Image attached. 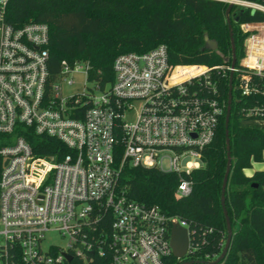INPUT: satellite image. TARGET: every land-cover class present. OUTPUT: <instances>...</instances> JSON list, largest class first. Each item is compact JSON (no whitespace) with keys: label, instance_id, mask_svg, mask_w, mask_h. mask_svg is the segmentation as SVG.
<instances>
[{"label":"built area","instance_id":"2783aa9c","mask_svg":"<svg viewBox=\"0 0 264 264\" xmlns=\"http://www.w3.org/2000/svg\"><path fill=\"white\" fill-rule=\"evenodd\" d=\"M221 1L264 14V0ZM7 4L0 0V264H167L175 224L189 230L186 257L198 250L186 220L128 198L119 175L126 164L153 167L180 176L177 196L192 192L185 175L202 165L227 110L221 77L233 72L243 96L264 97V19L239 23L244 48L236 66L174 65L161 43L117 56L114 80L101 87L89 80L88 62L66 60L50 83L49 25L14 27ZM179 66L204 69L176 81ZM80 70L90 85L65 95L63 84L75 83ZM245 112L264 116V105ZM30 129L67 152L37 154L25 137ZM51 232L66 244L48 243Z\"/></svg>","mask_w":264,"mask_h":264},{"label":"trees","instance_id":"16d2710c","mask_svg":"<svg viewBox=\"0 0 264 264\" xmlns=\"http://www.w3.org/2000/svg\"><path fill=\"white\" fill-rule=\"evenodd\" d=\"M260 1V0H251ZM221 0H8L5 20L14 27L45 22L50 29L49 81L60 73L62 61L70 66L88 62L89 80L104 87L114 80V60L128 52H146L164 43L174 65L225 64L222 55L232 54L226 9ZM240 8L234 5L231 15ZM264 14L248 9L233 23L236 54L243 53L244 35L239 23L263 20ZM218 43V51L206 47L205 35ZM204 67L179 66L174 79H182ZM222 97L228 100L229 78L221 77ZM264 105L260 94L243 96L233 87L229 121L232 166L225 203L233 227V237L225 258L218 264H264V169L247 175L244 169L264 161V116H249L246 109ZM227 111V110H226ZM226 113L221 117L213 141L204 148L202 165L186 178L193 189L177 196L180 176L157 168L124 165L117 188L128 198L158 206L168 215L186 220L192 243L199 249L178 259L173 254L167 264L184 260H215L227 239L226 219L221 205L222 184L227 167ZM25 137L39 155L67 152L65 145L48 135L28 130ZM123 147L115 149L122 159ZM206 261V260H205ZM202 264V263H201Z\"/></svg>","mask_w":264,"mask_h":264},{"label":"water","instance_id":"95a60500","mask_svg":"<svg viewBox=\"0 0 264 264\" xmlns=\"http://www.w3.org/2000/svg\"><path fill=\"white\" fill-rule=\"evenodd\" d=\"M233 7H234V3L229 2V5L226 9V20H227L229 32H230L232 55H231V59L230 57L224 56V55H222V57L225 63L231 62L232 66H236L238 58L236 54V43H235V38H234V30H233L232 21L238 23L240 21L241 13L247 10V8H240L239 12L241 13L238 14L237 12H234L231 15V11ZM255 12L256 10L251 11L252 14H254ZM205 43H206L207 48L214 50V51H218V43L215 40L210 39L208 34L205 35ZM232 103H233V72L231 73L230 78H229V91H228L227 111H226V120H225L228 160H227L225 176L223 179L222 194H221V205L223 208V212H224L225 219H226V226H227V239H226L224 248L221 254L215 260H212V261L184 260L178 264H201V263L202 264H218L225 258L229 250L231 240L233 237V227H232L231 219H230V216H229V213L226 207V203H225V194H226V188H227V183H228V177H229L231 166H232L231 142H230L229 129H228ZM189 245H190V235H189L188 228L183 227L179 224H175L172 228V233H171V247H172L173 255L180 260L184 259L187 256ZM70 259L71 257H69V260Z\"/></svg>","mask_w":264,"mask_h":264},{"label":"rangeland","instance_id":"374dc122","mask_svg":"<svg viewBox=\"0 0 264 264\" xmlns=\"http://www.w3.org/2000/svg\"><path fill=\"white\" fill-rule=\"evenodd\" d=\"M86 76L82 70L74 73V82L72 85H68L66 83L63 84V89L65 95H70L73 93L82 92L86 85H90V83H86ZM246 169H244L245 172ZM246 173V172H245ZM48 243H59L61 245L66 244V240H63L62 237L57 232H51L47 235Z\"/></svg>","mask_w":264,"mask_h":264},{"label":"crops","instance_id":"0c3cea01","mask_svg":"<svg viewBox=\"0 0 264 264\" xmlns=\"http://www.w3.org/2000/svg\"><path fill=\"white\" fill-rule=\"evenodd\" d=\"M264 157V153H263ZM264 169V161L262 162H253L251 168H246L245 172L247 175H252L255 170H263Z\"/></svg>","mask_w":264,"mask_h":264},{"label":"bare ground","instance_id":"6f19581e","mask_svg":"<svg viewBox=\"0 0 264 264\" xmlns=\"http://www.w3.org/2000/svg\"><path fill=\"white\" fill-rule=\"evenodd\" d=\"M204 69V68H203ZM203 69H201V70H199V71H197V72H195V73H192V74H196V73H199L200 71H202ZM187 77V76H186ZM185 78V77H184ZM184 78H182V79H184ZM179 80H181V79H179ZM179 80H176V81H179ZM134 105V103L133 104H129L128 105V107H129V112H128V118H130V116H131V114L133 113V108H132V106Z\"/></svg>","mask_w":264,"mask_h":264},{"label":"flooded vegetation","instance_id":"af4514ba","mask_svg":"<svg viewBox=\"0 0 264 264\" xmlns=\"http://www.w3.org/2000/svg\"><path fill=\"white\" fill-rule=\"evenodd\" d=\"M229 57V56H228Z\"/></svg>","mask_w":264,"mask_h":264}]
</instances>
